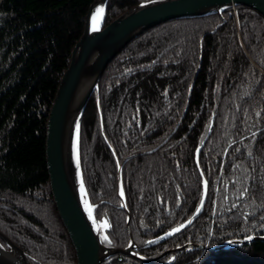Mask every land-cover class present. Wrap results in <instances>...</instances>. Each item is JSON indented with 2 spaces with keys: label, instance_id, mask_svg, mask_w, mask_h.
Masks as SVG:
<instances>
[{
  "label": "trees",
  "instance_id": "1",
  "mask_svg": "<svg viewBox=\"0 0 264 264\" xmlns=\"http://www.w3.org/2000/svg\"><path fill=\"white\" fill-rule=\"evenodd\" d=\"M95 1L0 0V231L32 264H76L51 194L46 125ZM150 1L109 0L103 27ZM80 157L106 245L169 252L148 264H264V16L229 7L129 43L87 104ZM188 243L203 249L170 252ZM102 264L146 263L117 254Z\"/></svg>",
  "mask_w": 264,
  "mask_h": 264
},
{
  "label": "water",
  "instance_id": "2",
  "mask_svg": "<svg viewBox=\"0 0 264 264\" xmlns=\"http://www.w3.org/2000/svg\"><path fill=\"white\" fill-rule=\"evenodd\" d=\"M108 2L109 0H96L90 6L84 33L73 48L69 65L60 80L46 125V165L53 201L74 248L76 264H102L117 254L148 264L160 257L147 259L139 255V247L133 241L125 249L106 246L97 232L94 208L89 201L85 187L84 192L88 205L86 206L84 202L80 189V180H83L80 136L87 104L113 59L129 43L150 29L174 20L221 14L229 7H250L264 16V0H154L124 12L109 25L103 27V17ZM98 8L103 9V16L99 30L94 31L92 18ZM77 124H79L78 145ZM77 156L79 167H77ZM122 169L123 166H120L119 195L122 188ZM121 199L122 208L128 212L124 195ZM201 212L202 210L199 214ZM199 214L196 213L189 221L192 223ZM189 221L177 228L180 231L174 230L167 237H172L190 226ZM0 239L10 249L7 251L0 244V264H32L24 251L1 231ZM256 239L233 240L219 248L247 244ZM193 249H203V246L188 243L170 252Z\"/></svg>",
  "mask_w": 264,
  "mask_h": 264
},
{
  "label": "snow or ice",
  "instance_id": "3",
  "mask_svg": "<svg viewBox=\"0 0 264 264\" xmlns=\"http://www.w3.org/2000/svg\"><path fill=\"white\" fill-rule=\"evenodd\" d=\"M97 16H100L102 18V16H103V9L102 8H98L96 10V15L93 16L94 24H95V20H96V17ZM93 30L94 31H98L99 29H98V27H95L94 26ZM257 115H259V113ZM78 137H79V124H77V145H78ZM77 167H79V159H78V156H77ZM202 175H203V173H202ZM204 188H205V195H206L207 194V188H208L207 181L204 182ZM80 189H81V192L84 193V183H83V180L82 179L80 180ZM247 193H248V188H244L243 189V192L240 194V197H238V198H244ZM84 195H86V193H84ZM120 195H121V197H123V195H124L123 188H121ZM203 205H204V200L202 199L200 201V207H198L196 209L197 214H199V212L202 210ZM232 207L235 208V207H238V205L233 204ZM243 215H244V218L245 219L248 218V214L247 213H244ZM93 222L95 223V220H93ZM189 223H191V221H189ZM262 223H264V220H262ZM105 225H106V222H105ZM176 231H180V229H176ZM169 235H171V233ZM253 238L254 237H252V236H248L247 237V241H251ZM101 239L104 242H107L109 244L111 243V241L108 239V237L106 235H102L101 236Z\"/></svg>",
  "mask_w": 264,
  "mask_h": 264
},
{
  "label": "rangeland",
  "instance_id": "4",
  "mask_svg": "<svg viewBox=\"0 0 264 264\" xmlns=\"http://www.w3.org/2000/svg\"><path fill=\"white\" fill-rule=\"evenodd\" d=\"M146 3V2H145ZM96 220V219H95ZM105 222L106 221H101V222H97L96 221V225H97V232L100 234V236H102V235H106L107 236V229H108V223L106 222V225H105ZM103 243H104V241H102ZM105 244V243H104ZM106 245V244H105ZM106 246H108V245H106ZM109 247H111V246H109ZM6 249V248H5ZM7 251H10V249H9V247H8V249H6ZM10 253H12V252H10ZM167 254H163V255H161V256H159L160 258L159 259H157V260H160V259H162L163 257H165ZM158 258V257H157ZM156 260V261H157ZM155 262V261H154Z\"/></svg>",
  "mask_w": 264,
  "mask_h": 264
},
{
  "label": "bare ground",
  "instance_id": "5",
  "mask_svg": "<svg viewBox=\"0 0 264 264\" xmlns=\"http://www.w3.org/2000/svg\"><path fill=\"white\" fill-rule=\"evenodd\" d=\"M94 15H96V10H95V12H94V14H93V16ZM121 16V15H120ZM118 18V17H117ZM100 21H101V17L100 16H97L96 17V20H95V24H94V21H93V18H92V29L94 28V26L95 27H98L99 28V25H100ZM100 83V82H99ZM75 145V144H74ZM74 153H75V148H74ZM82 193V192H81ZM85 193V192H84ZM84 193H82V196H83V198H84V202H85V204H86V206L88 205L87 204V199H86V195H84ZM13 255V254H12ZM14 256V255H13ZM15 258H17V256H15ZM19 258V257H18Z\"/></svg>",
  "mask_w": 264,
  "mask_h": 264
}]
</instances>
